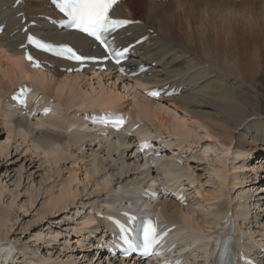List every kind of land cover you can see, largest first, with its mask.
I'll list each match as a JSON object with an SVG mask.
<instances>
[{
  "label": "bare ground",
  "instance_id": "bare-ground-1",
  "mask_svg": "<svg viewBox=\"0 0 264 264\" xmlns=\"http://www.w3.org/2000/svg\"><path fill=\"white\" fill-rule=\"evenodd\" d=\"M162 1L121 0L117 3L114 8L116 16L139 20L137 24L121 30L117 39L120 44L125 45L141 35L148 37L145 42L137 46L135 57L128 62L130 66L135 67L140 62L145 65L155 63L150 65L147 73L133 79L137 85L145 88L148 85L170 83V85L182 86L183 90L179 95L160 97L159 100L143 96L141 90L140 98L137 97V100L136 96H132L130 101L123 100L120 93L114 87V89L110 87L111 84L115 85L118 79L125 81L126 78L123 76L111 80L109 87L105 86L103 79H111V72H96L91 77L88 71L82 74H67L59 69L64 65L63 62L46 56L43 58L50 63L46 61L49 65L46 64L45 71L29 69V64L24 62L21 56L22 50L18 49L23 43V34L16 31L10 35L22 26L19 22L20 17H16L19 12H23L26 21H36V25L30 28L49 40L73 44L82 53L88 50L95 54L99 53V50L93 48L94 43L85 36L57 30L51 26L42 17L54 13L47 6L46 0H24V5L16 8H12L14 0H0V23H5L4 33L0 35V123L6 126L5 128H10L9 130L16 136L26 137L30 134L29 141H35L32 145L45 155L58 150L59 144L66 138L64 134L70 132L69 128L75 132V136L73 134L71 136L73 138L71 145L78 151L82 168H73L71 176L60 191L54 196L50 194L51 196L46 199L47 211L55 212L74 205L78 191L72 189L71 184L77 182L82 187H87L86 182L79 181V174L83 175L85 180L94 182L96 193L103 191L109 193L110 197L103 200L102 211L99 210L104 215L120 207L133 210L141 206L155 207L157 215L163 222L176 225L177 229L172 233L174 236L175 234L179 236L184 231L190 232L192 237L188 238L185 235L184 238L179 237L182 241L179 248L182 251L193 244L200 245L202 249L201 255H193L187 251L183 264H203L211 248L210 241L213 237L221 235L224 230L233 229L244 244H247L248 240L246 249L249 251L264 242V208L259 209L264 204V180L262 179L257 185L259 191H251L248 194L249 190L248 192L246 190L249 187L245 186L247 189H244L242 180L228 174L230 168L227 164L214 163L210 171L217 178L215 180L219 184V189L211 190L206 188L193 166L188 164L185 166L188 179L183 182L188 202L185 206L163 196L160 199L145 198L142 193L147 188H154L164 195V191L159 188L161 180L163 181L158 176L159 172L156 169V173L150 165L145 169V165L153 160L157 165L156 168H161L158 170L163 171L167 166L168 169L170 166L175 167L172 164L177 162L171 159L170 155L165 156L161 162L157 161L160 159L153 157L142 158L136 152L134 137H123L122 133H96L95 130L100 131V129L86 126L88 123L84 118L91 110L127 112L134 121L139 122L141 129L150 131L151 135H157L161 144H165L166 152L170 146L183 148L185 151L181 152L182 155L179 153V156L188 157L187 163L194 162L197 157L194 155L193 141L191 143L187 139L193 133L190 128H186L183 116L170 121L163 115L165 108L163 103L170 100L171 105L186 111L187 116L198 120V123L204 127V135L216 138L225 149L232 148L234 152L249 153L260 147L257 153L262 154L264 116L259 109L260 96L254 85L257 75L252 69L255 67L259 69L264 64V0L238 2L189 0L191 4H186L190 9H188V20H186L187 16L181 20L180 15L174 16V19L172 11L166 12L160 6ZM93 79H97V91L83 92L82 86L87 88L90 86V89L92 85L88 80ZM24 81L31 82L47 104L52 99L53 102L56 101L63 106V118H59L55 113L58 107L54 106L53 102L49 113L46 116L34 115L31 119H38L34 121L28 120L27 114L23 115L22 110L16 109L13 104L14 108H12L8 96L19 83ZM77 109L80 111L78 112ZM44 124H47L45 129L33 128ZM141 129L138 128L135 134L141 135L144 132ZM235 131L238 133L236 134ZM165 132L169 135L178 134L182 139L165 142L167 139L162 137V133ZM38 138L41 140H37ZM96 144L101 151L105 148V152H109L111 158L114 156L113 151L118 154L116 160L120 162L117 168L111 161L104 162V157L102 158L98 151H92ZM89 149L91 152L85 151ZM173 149H175L173 154H178V149ZM56 157L60 158L57 155ZM128 159H133L130 161L133 163L127 162ZM226 161L228 160H225V163ZM179 175L180 177L174 172L169 173L168 177L165 176V182L178 177L180 179L183 174ZM253 183L255 177L252 182L245 185L254 186ZM234 188L240 189V193L235 197L232 195L233 191L231 192ZM254 206L257 207L254 209ZM257 210L259 212H256ZM7 214L8 211L0 208V264L12 262V264H78L76 258L88 254H91L95 261L104 258L111 264H131L126 260L108 258L107 255L104 257L95 255L94 244L102 237L98 231L106 224L104 218H98L95 214L89 219L85 218L80 228L77 227L79 230L74 232L77 238L73 239L75 245L72 250L79 249V253L73 258L71 255L66 258L61 257V254L64 256L61 250L68 248L67 239L63 241L65 245L60 249V255H56L55 258L38 252L40 247L29 251L27 245L12 246L10 242H6L9 231L1 230ZM251 214L253 216H249ZM251 217H254L255 224L249 226V222L252 221L248 218ZM202 241L203 243L200 244ZM90 242L94 245L91 252L88 251ZM192 255L193 263L190 262Z\"/></svg>",
  "mask_w": 264,
  "mask_h": 264
},
{
  "label": "rangeland",
  "instance_id": "rangeland-1",
  "mask_svg": "<svg viewBox=\"0 0 264 264\" xmlns=\"http://www.w3.org/2000/svg\"><path fill=\"white\" fill-rule=\"evenodd\" d=\"M162 2L160 3V6L163 7V10L166 12L172 11L174 19L177 15H180L181 20H183V17L185 16H187L186 20L189 19L188 5L191 4V1L163 0ZM186 4L188 5L186 6ZM252 71L255 75H257L254 80V85L257 87V93L260 96L261 103L259 109L262 116H264V64L261 65L259 69L255 67ZM231 75L234 74L231 73ZM117 78L118 77L113 76L111 79L104 78V84L106 83L105 86L108 85L109 87L110 81H114ZM116 81L115 85L111 84L110 87L112 89L115 88V90L120 93L123 100H130L132 96H136V99L137 97L138 99L140 98L141 95L139 94H141L142 88L140 85H137L133 79H126L125 81L118 79ZM88 83H91L93 86H91L92 89H89L90 86H88V88L86 86H82L83 92L89 91L88 93H95L94 91H97L96 86L98 85L97 79H93L92 81L88 80ZM169 102L170 100L163 103L165 105L163 115L170 119V121L179 118L181 115L183 116L186 128H190L193 133L192 135H189L187 139L191 143L193 141L194 155L197 158H195L196 161L194 160V162L188 161L187 163V161H184L180 165H175V167L170 166V169H168L169 166H167L163 170L165 172L162 170L158 171L159 178H162L163 181H165V178L169 176V173L174 172L178 176H180L179 174H183L181 178L186 181L188 176L186 174L187 170H185V166L190 164L193 166L202 182H204L206 188L217 190L219 189V184L216 183L217 178L212 175L210 168L214 163L227 164L230 168V172H228V174L236 176L238 180H242L244 189L249 187L246 190L247 192L249 190L248 194H250L251 191H259V186L257 185L260 181H262V179L259 178L256 181V177H260V175L264 172L262 171L264 169V158H262L264 157V152H262V154L257 153V150H259L260 147L253 149L249 152L250 154L248 152H234L232 148L227 150L216 140V138L204 135V127L198 123V120L187 116L186 111L171 105ZM3 104H5V102ZM55 106L58 107L55 113L59 116V118H63V106L57 104V102L55 103ZM74 110H76V108ZM77 110L78 112L80 111V109ZM28 120L34 121L38 119L29 118ZM5 127L6 126H3V124L0 123V208L8 211V214L4 218L1 225V230L3 232L7 230L9 231V238L6 239V242H10L12 246L16 247L27 245L29 251L35 250L36 247H40L38 252L44 253L45 256L51 255L53 258H55L56 255H60L62 251L64 256L61 254V257L63 258H66L68 255H71L72 258L74 256H78L79 249L72 250L75 245L73 239L77 238L74 232L77 230V227L80 228L81 222L85 218L89 219L93 213L98 212L99 210L102 211L101 206L103 204V200L109 198L110 195L104 191L96 193L94 191V182L91 180H85L83 175L79 174V181L82 183L86 182L88 186L82 187L77 182H73L71 184L72 189H77L78 191V196L73 203L74 205L63 207L55 212H49L46 210V199L51 196L50 194L52 193L54 196L60 191L65 181L71 176L73 168H82L81 162L78 158V151L71 145V139H73L71 136L72 134L75 136V132L72 131V128H69L68 131L71 133L69 132V135L64 134L66 138L59 144L57 148L58 150H55L52 154L45 155L32 145L35 141H29L31 137L30 134L28 136L26 135V137H22L20 135L16 136L14 135L15 133L9 130L10 128ZM34 127H37L38 129H45L47 124L33 126V128ZM55 129L60 130L61 128ZM236 131L235 133L237 134L238 132ZM63 132L64 130H62V133ZM163 136L168 141L182 139V137L178 134L169 135L166 132L162 133V137ZM23 138L25 140H23ZM37 140L41 139L38 138ZM234 142L235 141H233V143ZM85 151L91 152L90 149ZM92 151H98L99 155H102V158L104 157V162L111 161V163H115V168L119 166L118 164L120 161L116 160L118 154L114 151L112 152V154L114 153L113 158L109 156V152H105V148L101 151L98 144L93 147ZM227 153H229V155ZM56 155L60 158H57ZM178 158L180 160L183 159L181 156H178ZM225 160L228 161L225 163ZM130 161H133V159L127 160V162L132 164L133 162ZM197 161L200 163H197ZM252 172H255L256 175H253ZM253 176L255 177V183H253L254 186L245 185L252 182V179L254 178ZM114 186H117V184H114ZM256 187H258V189H256ZM239 190L240 189L236 188L231 190V192L233 191L232 195L235 197L240 193ZM256 207L257 206H254V209ZM263 208L264 204L259 209L263 210ZM90 212L91 214H89ZM256 212H259V210ZM253 214L249 216H253ZM248 220L253 223L249 222V226L255 224L254 217L248 218ZM182 235H185L188 238L192 237L190 236L189 231L188 233L187 231L182 232ZM66 239L68 248H64L60 252L62 246L65 245L63 241ZM44 243L46 245H44ZM201 243H203V241L200 242V244ZM90 245V248H88L89 252L93 250L94 246L91 242ZM190 249L193 255H201L202 253L200 245L193 244L188 248V250ZM193 255L190 257V262L192 263ZM76 259L79 261L78 264H111V262L106 261L104 258L95 261V258H92L91 254L84 255L82 257L79 256Z\"/></svg>",
  "mask_w": 264,
  "mask_h": 264
},
{
  "label": "snow or ice",
  "instance_id": "snow-or-ice-1",
  "mask_svg": "<svg viewBox=\"0 0 264 264\" xmlns=\"http://www.w3.org/2000/svg\"><path fill=\"white\" fill-rule=\"evenodd\" d=\"M19 2V0H17ZM58 11L66 18L60 23L69 29L76 30L87 34L102 46L106 54V58L114 60L120 64L123 59L127 58L132 45L117 47L116 35L119 30L125 28L132 23L128 19L114 18L110 15L111 9L118 3V0H54ZM26 42L28 45L35 46L45 52H53L60 58L82 62L85 59H90L78 54L73 47L62 44H54L53 42L45 41L43 38L36 37L34 34L26 32ZM141 41H137L139 43ZM23 46V45H22ZM28 60H32V56H27ZM143 70V69H141ZM159 91H152L149 95L155 97ZM47 111V110H46ZM123 123V118L116 119L114 126L118 127ZM135 217L129 216V226L118 225L121 231V239L132 246V241L128 236L136 231L132 227ZM154 224L151 220L143 222L142 242L136 245L143 248L144 255H150L153 246L159 241ZM226 242V240L224 241Z\"/></svg>",
  "mask_w": 264,
  "mask_h": 264
}]
</instances>
